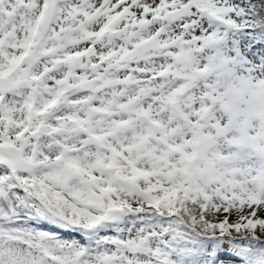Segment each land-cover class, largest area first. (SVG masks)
Segmentation results:
<instances>
[{"label":"snow or ice","instance_id":"obj_1","mask_svg":"<svg viewBox=\"0 0 264 264\" xmlns=\"http://www.w3.org/2000/svg\"><path fill=\"white\" fill-rule=\"evenodd\" d=\"M0 264H264V0H0Z\"/></svg>","mask_w":264,"mask_h":264}]
</instances>
